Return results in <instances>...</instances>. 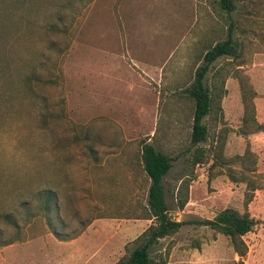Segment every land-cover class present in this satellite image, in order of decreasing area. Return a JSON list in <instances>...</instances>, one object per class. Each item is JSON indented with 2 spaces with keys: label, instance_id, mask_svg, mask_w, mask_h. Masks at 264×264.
<instances>
[{
  "label": "rangeland",
  "instance_id": "374dc122",
  "mask_svg": "<svg viewBox=\"0 0 264 264\" xmlns=\"http://www.w3.org/2000/svg\"><path fill=\"white\" fill-rule=\"evenodd\" d=\"M236 2L227 18L216 0H0V242L14 241L0 245V264H116L138 246L152 223L145 139L174 158L166 201L184 222L152 254L236 264L231 238L201 223L232 207L257 220L244 264H264V132L243 121L257 97L248 70L264 58V0ZM231 28L238 56L214 65L228 73L223 117L205 118L210 137L197 146L211 158L194 164L185 88ZM33 73L41 81L26 79ZM44 190L61 219L39 208Z\"/></svg>",
  "mask_w": 264,
  "mask_h": 264
},
{
  "label": "trees",
  "instance_id": "16d2710c",
  "mask_svg": "<svg viewBox=\"0 0 264 264\" xmlns=\"http://www.w3.org/2000/svg\"><path fill=\"white\" fill-rule=\"evenodd\" d=\"M216 3L218 8L227 15V18H231L232 12L237 7L236 0H216ZM232 25L231 22V26ZM237 56L238 43L232 36L231 28L226 40L217 42L205 52L203 62L196 69L194 80L185 88V95L194 104L192 131L190 136L191 146L196 147L194 150H190L193 155L194 164L204 160L207 162L211 158V153L208 154L205 148L197 146L201 142L208 141L210 137V127L205 122V118L211 116L217 109L220 112L221 118L223 117L221 101L227 93L225 80L228 73L225 74V72H223L225 67L217 70L214 69V65L221 57L235 58ZM212 71L214 72L209 82L208 75ZM35 78L39 81L42 79L41 76H35L34 73L27 76L26 79L31 81V79ZM252 92L255 94L254 91ZM243 121L245 125L249 123L255 125L256 128H254L253 132L264 130V123H260L257 119L255 101L248 104V110H246ZM141 146L142 166L151 180L148 192L147 218L151 219L152 223L138 238L141 243L129 249L116 264H168L167 255L163 253L153 255L151 248L158 244L160 239L179 231L184 224L183 221L170 217L169 206L166 201L164 179L173 166L174 158L167 151L158 148V146L154 142L149 141V139L143 140ZM215 149L216 152L213 154L211 168H214L219 163L221 164L219 158H222L223 155V147L221 149L216 145ZM253 189L256 190L257 188L253 187ZM42 193H45V195L40 196V199L41 197H43V199L41 200L39 208L47 214L54 211L58 214L57 217L61 219L56 193L53 190H44ZM251 199L252 195L249 196L248 201ZM178 200L179 206L183 208L188 202V185L178 188ZM1 217L14 226L18 225V222L15 220L16 217L13 214H3ZM47 218L48 224L58 238L63 240L69 239L55 227L49 216H47ZM201 223L207 224L213 229L229 236L235 252L240 257L236 261V264H244V257L249 250L244 236L252 231L257 224V220L248 210L240 212L235 208L227 207L219 211L213 219H206L201 221ZM0 233L2 234L1 230ZM12 242L14 241L9 240L0 242V245H8Z\"/></svg>",
  "mask_w": 264,
  "mask_h": 264
},
{
  "label": "crops",
  "instance_id": "0c3cea01",
  "mask_svg": "<svg viewBox=\"0 0 264 264\" xmlns=\"http://www.w3.org/2000/svg\"><path fill=\"white\" fill-rule=\"evenodd\" d=\"M248 73L257 91L255 98L257 119L260 123H264V58L250 65Z\"/></svg>",
  "mask_w": 264,
  "mask_h": 264
}]
</instances>
